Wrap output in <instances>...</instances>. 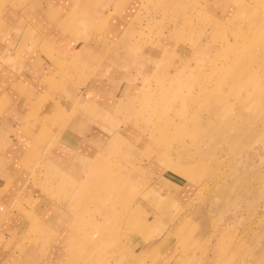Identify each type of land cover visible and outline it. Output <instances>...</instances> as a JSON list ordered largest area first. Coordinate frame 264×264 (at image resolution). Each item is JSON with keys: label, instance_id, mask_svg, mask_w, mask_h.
Segmentation results:
<instances>
[{"label": "rangeland", "instance_id": "obj_1", "mask_svg": "<svg viewBox=\"0 0 264 264\" xmlns=\"http://www.w3.org/2000/svg\"><path fill=\"white\" fill-rule=\"evenodd\" d=\"M27 1L0 0V27L14 24L7 34L15 39L24 30L17 50L58 27L53 50L75 41L96 63L87 82L103 75L109 84L80 100L69 86L80 92L85 80L62 67V85L42 87L43 116L27 103L19 129L16 111L0 110V154L9 153L6 139L21 138L24 173L4 189L16 236L0 234L9 264L31 245L48 264H264V45L255 40L264 33V0H88L101 22L77 0H52L50 10L34 0L25 14L17 9L19 26L4 11ZM6 54L0 73L14 78L18 62ZM227 79L238 82L222 86ZM80 122L95 133L83 136ZM95 169L115 176L92 179ZM35 202L49 217H33ZM134 204L136 222L147 224L137 230L125 219Z\"/></svg>", "mask_w": 264, "mask_h": 264}, {"label": "crops", "instance_id": "obj_2", "mask_svg": "<svg viewBox=\"0 0 264 264\" xmlns=\"http://www.w3.org/2000/svg\"><path fill=\"white\" fill-rule=\"evenodd\" d=\"M33 1L34 0L27 1L26 3H24L22 5H18V6H21L20 8L11 5L10 8L5 9L4 13H5V15L7 13L8 18H10L9 19L10 21L15 20V23L19 24V26H20L21 23H23L24 21L21 20L23 22H18L19 14H18L17 9H19L23 14H25V12L27 11L25 9L26 4L29 2H33ZM46 1H47V5L45 7L42 6V8L50 10L49 7H51V6L48 3H51L53 1L52 0H46ZM55 2H57V1H55ZM34 4L35 5L37 4V0L34 1ZM40 6L41 5H38L37 8H39ZM46 17H48V15ZM20 18H21V16H20ZM5 24H6L5 26L0 27V51H1V53H3V52L7 53L6 56L10 55L11 59L17 60L18 63L16 65L15 69H16L18 74L16 77L12 78L13 76L10 73H7V72L4 73V71L0 73V85H1V87H0V110H2V109L8 110L9 109L10 111H14V112L16 111L14 113L15 115L11 114V113H7V115H14L15 116V119H17L20 122V125H19V122L16 121V125H18L19 129L22 125V121H21L22 117L29 115L31 113V110H32V109H29V111L25 112V110L27 109L26 103L30 102L31 104L34 103V105H36V106L38 105L39 109L35 108V106H33L31 108H33V111L38 112L39 116H43L45 114L46 107H47L48 103L46 101L41 100L40 95L44 94V96H46L47 92L42 87L44 85L47 86L46 84H48V85L51 84V82H52V84H56V85H60V86L62 85L61 82L59 81L60 78H58V76H57L58 69H63V68L72 69L73 73L70 76L71 78L75 77V75H78V78L75 77L77 80H81L80 77L83 78V80H85V82L80 83L81 85H86V86L82 87L83 89L80 92L77 91L78 90L77 85L73 84V85L69 86V88L72 90L71 93L76 95V97L80 100H82L83 98H89L90 94L94 93L93 91H95V90L101 91L102 89H99V87H102V86L104 87L106 84H109L107 81L104 82L105 81L104 79H106V77H104V79H103V75L102 76H94L95 74L94 75L91 74V75H93L97 80L92 81V79H91V82H89V83L87 82V79H90L88 76H90V73H92V71H94L93 67L96 63L92 62L93 58L91 60H88L85 58L84 54L80 55V51L76 52L75 47H72L74 45L75 41L74 42L72 41V43H70L68 47L65 46V48L60 47L58 49L53 50V47H55L54 45H57L63 36V35L57 36L56 30H59L58 27H57V29H53L51 32L44 33V35H42V36H40L41 35L40 33L36 34L35 40H33V41L27 40V41H32L33 44H28L26 41V43H25V44H27L26 48L20 51L17 49H18V45L20 44L21 40L24 39L22 37L24 35V30H23L24 26L20 27L23 30L22 35L21 36L18 35L17 39H15V37H13V35L10 36L9 34H7L9 26H11V28H13V27H15V25L14 24L11 25L9 22H6ZM28 27H29V25H28ZM3 33H4V35L1 36ZM58 34L60 35V32ZM38 38H40V40H38ZM13 41H14V45L17 41V44H16L17 46H12ZM42 47H45L48 50H46V52L44 53L41 51ZM48 56H50L49 58L53 57V59H54V61L51 62V63H53L52 66H50V64H49L50 60H48L49 59ZM2 57L3 56H1V58ZM45 57L48 58L47 60L49 62H47L46 59L44 60ZM61 58H62V61H63V59L64 60L66 59L65 61H67V62H64L63 64L61 63L62 65L58 64V62L56 60H59ZM8 59L9 58H4L3 60H8ZM59 65H60V67H59ZM20 70H22L21 73H20ZM99 80H101V81H99ZM55 82H57V83H55ZM87 84H90V86ZM115 86H117V85H114V87ZM114 87L111 86V90L109 91V89L107 88L106 91L109 94L114 95V94H116V90H115L116 88H114ZM24 90H25V92H24ZM28 90L32 91V93L30 94V95H32V97H31L32 99L27 97V95H28L27 91ZM113 91H115L114 94H113ZM9 92L12 93L13 95H15L14 98L10 99V102L7 100V99H9L7 96V94L9 95ZM23 93H25V95ZM23 96H24V99H23ZM49 98H50L49 99L50 101H52L53 99L55 100L56 95L53 98L52 97H49ZM69 99L72 100V98H69ZM2 101H4V102L2 103ZM12 101H14V102L16 101L15 106H14V102H12ZM19 102L21 104H19ZM72 102H73V100H72ZM15 107L23 109V112L19 113L20 109H17L18 110L17 111ZM84 118L85 117H83V119ZM79 125L81 127H79ZM79 125L77 127L78 129H76V130H79L81 132V134L83 133L82 134L83 136L86 137L85 132L95 133V132H92V130L86 131L87 129L84 131L83 126L85 124L83 122H80ZM70 137H72V136H70ZM72 138L76 139L75 137H72ZM20 139L21 138H19V137H18V139H14V138L6 139L4 145L7 147V152H9V153L6 152L7 154H2V153L0 154V186L4 187V188L0 189V192L2 195L0 197L1 198L0 205L2 206V207H0V234L8 240H9L10 236L15 237V238H16V236L14 233L15 231H13V227H12V225L14 226L15 224L10 222V220H9V224H8V219H9L8 213H12L10 211L12 209V205H10V207H8V204H7L8 199L5 197H9V195L7 193H4V189H5V187H11L9 185V183L6 182L7 178H9L15 174H20L21 171L23 170L17 161V157L20 154V149H19L20 148V145H19ZM93 140L95 143H97V144H95V143H93V144L100 145L99 139L93 138ZM64 145H66V144H64ZM96 147H98V146H96ZM69 148H71V147H69ZM4 149H6V148L4 147ZM21 174H24V173H21ZM22 180H23V177L20 178L21 182H22ZM15 186H12V187L15 188ZM29 190H31V189H29ZM35 193H37V191L34 190L33 193H26V194L29 195L30 197H34L35 199L41 200V202L43 201L42 203H44L45 202V200H43L44 198L40 199L37 196V194H35ZM38 203L35 202L33 207L31 208L33 217L34 216L39 217V215H42L43 217H49V213L47 212V208L44 209L45 208L44 204L39 205ZM4 210H5V212H4ZM39 211H42V213L39 214ZM17 213H14V214H17ZM47 213H48V215H47ZM18 218H21V217L18 216ZM22 219H24V217ZM17 238L21 239L20 237H17ZM60 247H61V245H59V246L57 245L55 247V250L57 248H60ZM53 248H54V246H53ZM36 249H37V247H35L34 245L23 248L22 250H20L21 254L19 255V253H18L20 260L13 262V264H23V263L24 264H27V263L28 264L29 263H31V264H38V263L39 264H48V263H46V258L44 260H41V257L39 259L37 257L35 258ZM53 251H54V249L53 250L51 249L49 251V256L52 254ZM9 257H11V254H9V253L6 254V253L0 251V264H9L11 261L9 259ZM54 258H56L55 255H53L52 259H54ZM17 259H18V256H17Z\"/></svg>", "mask_w": 264, "mask_h": 264}, {"label": "bare ground", "instance_id": "obj_3", "mask_svg": "<svg viewBox=\"0 0 264 264\" xmlns=\"http://www.w3.org/2000/svg\"><path fill=\"white\" fill-rule=\"evenodd\" d=\"M111 1V0H110ZM78 2V7L79 8H82L84 9L86 15L88 16V18H90L92 20V22H101V20H96L93 18V16L95 15V10L92 6H88L89 5V1L88 0H77ZM83 6H88L87 8H83ZM54 14L56 15L55 11H53ZM98 12V11H97ZM39 17H42L43 16V12H40L38 14ZM263 36H264V33H263ZM262 36V37H263ZM258 36L255 40L257 43H259V46L261 45H264V41H263V38ZM254 42V41H253ZM250 44H252V42H250ZM238 61H235V62H232V64L230 63H227V64H230V66L228 68L230 69H235V67H237V64ZM229 70V69H228ZM230 76H232L231 74H229ZM238 81H240V78H237ZM237 80H234V79H227V80H224V83L222 84V86H224L225 84L229 83L230 81H233V83H236L238 82ZM242 85V83H241ZM240 85V86H241ZM239 86V87H240ZM243 88V86H242ZM261 89H263L264 87L263 86H260ZM27 104V103H26ZM25 104V105H26ZM109 176H115L114 175V172L108 170V169H95L92 174H91V178L92 179H102V178H106V177H109ZM211 180V179H210ZM135 204L131 207V210L128 211L129 213V218H125L127 220L126 222V226H127V229H134V230H137L138 228H142L141 226L143 225H147V224H144V223H137V217H133V213H134V210H135ZM133 208V209H132ZM139 221V219H138ZM145 230V229H144ZM118 236V234L114 233L113 234V239H116ZM127 236L130 237V235L127 233ZM102 238H101V235H97L96 238H95V241L96 242H101ZM93 248H90L89 246H87V251L88 253H92V251H94V244H92ZM96 246V245H95ZM97 247V246H96ZM53 255V254H51ZM55 256H57L55 253H54ZM223 254H221L222 256ZM225 255V254H224Z\"/></svg>", "mask_w": 264, "mask_h": 264}]
</instances>
